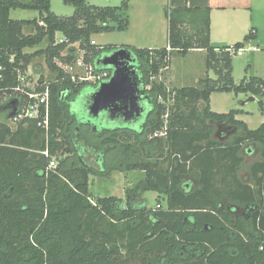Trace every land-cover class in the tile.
Returning a JSON list of instances; mask_svg holds the SVG:
<instances>
[{"label":"trees","instance_id":"trees-1","mask_svg":"<svg viewBox=\"0 0 264 264\" xmlns=\"http://www.w3.org/2000/svg\"><path fill=\"white\" fill-rule=\"evenodd\" d=\"M64 1L75 8L70 16L53 12L51 0H0V62L6 66L0 99L17 93L16 68L24 72L35 57L45 56L55 75L48 81V142L36 119H24L16 128L0 124V264H264V121L252 129L236 118L242 110L217 112L210 105L217 91L250 93L257 96L264 114V79L245 75L237 84L236 54L229 50L255 39L256 28L234 45L215 47L210 41L211 6L182 5L167 10V46H100L92 43L93 34L127 30L129 0L107 6ZM18 8L35 10L39 16L14 19L11 10ZM26 27L31 31L26 32ZM58 32L64 35L60 43L55 38ZM44 40L46 47L25 51ZM76 42L95 70L108 68L98 63L101 57L126 48L135 58L143 85H151L148 118L135 125L119 118L107 129L92 118L96 128L92 130L107 131L103 143L119 146L124 168L110 166V173L145 170L142 189L163 194L166 208L149 207L145 200L132 198V190L127 191L124 205L115 196H92L90 175L98 164L92 160L98 152L76 145L64 128V97L69 91L76 96L69 108L72 115L81 125L89 118L85 82H73L58 64L73 58L63 52ZM193 49L206 50V66L214 70L215 78L207 74L198 86L173 90L153 80L173 51L186 55ZM217 123L236 126L238 134L227 142L215 138ZM164 128L165 136H154ZM151 136L160 154L170 156L169 168L159 161L132 162V155L143 150L136 142L142 144ZM251 143L261 146V158L250 166L251 182H247L240 176L245 162L242 151ZM47 148L48 156L43 153ZM65 154L68 158H60L56 168H48L52 157ZM74 154L80 163L67 170L65 163ZM193 172L198 175L196 184L184 179ZM140 190H135L138 197Z\"/></svg>","mask_w":264,"mask_h":264},{"label":"rangeland","instance_id":"rangeland-1","mask_svg":"<svg viewBox=\"0 0 264 264\" xmlns=\"http://www.w3.org/2000/svg\"><path fill=\"white\" fill-rule=\"evenodd\" d=\"M90 4L99 5V6H107V5H120L121 0H88ZM51 9L58 15L61 16H70L74 13L75 8L72 4L65 3L64 0H51ZM165 14V8H164ZM39 14L35 10L29 9H12L11 10V17L14 19H31L38 17ZM26 32L31 31V27L25 29ZM127 31H112V32H103L93 34L92 38L96 41L98 45H121L124 42L122 37H126ZM164 36V34H163ZM56 42L60 43L64 40V35L61 32L56 33ZM48 41L44 40L41 44L33 47L27 48L25 51L27 52H34L38 48H44L47 46ZM165 47V46H160ZM84 50L80 47L78 42L69 44L63 54H70L73 55L72 59H78L83 57ZM170 58L167 61V66H164L160 69V72L155 75L153 78L154 81L163 82L165 86L169 90H173L176 88H181L183 86H198V80L200 78L205 77L207 74L211 77L215 78V72L213 69L208 70L206 66V52H189L186 55L178 51H173ZM263 61H256L254 60V55L251 51H245L243 54H236L233 59V78L237 84L241 82L245 75H255L254 65L259 68L260 70L264 71V53H260ZM71 59V60H72ZM70 60V61H71ZM70 61L67 62H60L58 64H62L61 66L65 69L66 65H68ZM248 65L250 68L247 70ZM60 66V67H61ZM29 75L28 81L35 86L37 82L43 84L47 83L49 80L55 76L51 69L48 67L46 63L45 56H38L35 57L32 62L27 67ZM85 69H76L74 73H78L79 75L85 74ZM80 81V80H79ZM86 84L87 93L91 92V90L95 89L93 84L84 83ZM151 85L148 84L145 91L148 95L149 101L152 104L151 95L148 92L150 90ZM91 89V90H90ZM65 119L66 122L64 124V128L66 133H69L70 136H73V142L77 145L78 143L85 144L87 146L93 147L98 153L94 156L95 161L100 159L101 162L94 165V174L90 175V192L93 197L97 196H115L121 198L123 200V205L127 201V191H131L132 198H140L146 201V204L149 207H158L159 204L163 208L167 207L166 197L163 194H160L155 191L150 190H143V185L146 180V172L143 169L136 168L132 170H118L115 169L110 173V166H121L124 168V161L122 160V155L120 154L119 146L116 144H104V137L107 136V131L102 132H95L94 130L90 129L89 127H84L76 120V117L72 115L71 108L72 102L75 100L76 96L70 95V91L68 94H65ZM252 95H247V93H238L236 94L233 91H224V92H214L212 93V106L213 110L217 112H229L231 109H244L247 114H249V125L250 128L255 129L261 125L264 121V114L262 113L260 104L258 99L256 100H249ZM5 98V97H4ZM0 99V124L5 122L11 125L12 128H16L13 125L11 118L13 117L12 114L17 111L18 105V97L16 95L11 96L9 98ZM246 101V104L243 105L242 103ZM150 115V113H149ZM148 115V116H149ZM148 118V117H147ZM222 124L227 123H217L216 129L214 131L213 136L217 139L218 137V128ZM99 125V124H98ZM100 126V125H99ZM225 129L229 130L228 125H224ZM101 127V126H100ZM163 130H166L164 128ZM231 130V129H230ZM238 134V129L234 133L227 138L224 137V140L230 141L232 138ZM155 136V135H154ZM165 136V135H159ZM46 137V134H45ZM151 137H148L146 140L147 142H136L137 146L143 148V150L137 154L132 155V162H136L138 160H145L151 162L159 161L162 163L164 169L169 168L171 158L167 154L161 155L158 151V143L152 142ZM227 138V139H225ZM222 140V139H221ZM155 141V140H153ZM132 142H135L133 140ZM253 145V151L248 153L246 151H242L243 156L245 157V162L241 168L240 176L244 181L251 182V175H250V166L253 162L260 159V151L257 150L254 146L256 143H251ZM143 145V146H142ZM259 145V144H258ZM258 145L257 149H258ZM247 146V144H246ZM260 150V149H259ZM152 154V156H149ZM68 158V155H60L56 158V163H59L60 158ZM100 157V158H99ZM75 162H79L77 156L74 154L72 158L68 159L65 163V167L67 170H70ZM58 166V164H57ZM198 175L196 172H193L191 175H186L184 177L185 181H191L194 184L197 182ZM141 189V194L138 197L136 195L135 190ZM239 210L242 211L241 208Z\"/></svg>","mask_w":264,"mask_h":264},{"label":"crops","instance_id":"crops-1","mask_svg":"<svg viewBox=\"0 0 264 264\" xmlns=\"http://www.w3.org/2000/svg\"><path fill=\"white\" fill-rule=\"evenodd\" d=\"M205 4L211 6L210 41L213 46L234 45L236 42L242 41L252 28H256L257 37L248 41L245 47L246 51L253 53L254 60L263 61L260 58V53H264V0H129L127 15L130 24L126 30L127 36L122 37L125 43L121 45L126 44L151 49L167 46L169 30L167 10L170 7L174 8L182 5L205 6ZM164 8L165 14L163 12ZM189 52H206V50L193 49ZM256 66L254 65L253 73L264 79V71ZM247 95L252 94L247 93ZM252 97L249 100L258 99L255 95H252ZM242 104L245 105L246 101ZM210 105L213 110L212 95ZM240 110L242 111L236 115V118L246 122L250 127L248 121L250 115L244 109L240 108ZM224 125H228L226 127L231 130H223L225 129ZM218 129V137L220 140L225 141L224 137L228 138L238 128L227 123L222 124ZM256 145L254 144L256 152L257 150L261 151V146L258 145L257 149ZM247 146L244 151L251 153L254 149L253 145H251V148H247Z\"/></svg>","mask_w":264,"mask_h":264},{"label":"built area","instance_id":"built-area-1","mask_svg":"<svg viewBox=\"0 0 264 264\" xmlns=\"http://www.w3.org/2000/svg\"><path fill=\"white\" fill-rule=\"evenodd\" d=\"M40 24H44L43 21ZM93 44H97L95 40L92 39ZM170 49V47H168ZM230 52L233 54H243L246 51V47L240 48H229ZM14 60V56H11L10 61ZM69 64L66 65L65 71L70 76L73 82H86L93 84L94 87H99L102 82L108 81L112 75V69H101L95 70V67L92 63H87L85 61L84 53L82 58L72 59ZM62 64H60L61 66ZM62 67V66H61ZM63 68V67H62ZM76 69H85V74L79 75L78 73H74ZM64 69V68H63ZM5 70L6 66L0 62V82L5 79ZM18 79L20 81V85L16 87L15 91L17 93L6 96L5 98H9L11 96L16 95L18 97V108L15 115L11 118L13 125L17 126L19 122L24 119H36L38 121V125L45 130L46 140L49 141V115H50V87L48 82L45 84H41L37 82L35 86H33L29 81L27 75L28 70L26 69L22 72L20 67L16 68ZM80 80V81H79ZM46 85L44 90L39 91L38 86ZM4 98V99H5ZM11 126V125H10ZM166 130H160L154 133L155 136L165 135ZM45 155H49L48 148L43 151ZM56 158L52 157L49 163L48 168H56L57 167ZM159 207V205H158Z\"/></svg>","mask_w":264,"mask_h":264},{"label":"water","instance_id":"water-1","mask_svg":"<svg viewBox=\"0 0 264 264\" xmlns=\"http://www.w3.org/2000/svg\"><path fill=\"white\" fill-rule=\"evenodd\" d=\"M113 70L112 77L87 94L85 107L88 114L98 117L108 110L120 113L126 119L144 113V85L132 64L135 58L126 48H119L98 60ZM254 99V97H252ZM16 112L12 114L15 115ZM140 119V117H139Z\"/></svg>","mask_w":264,"mask_h":264},{"label":"flooded vegetation","instance_id":"flooded-vegetation-1","mask_svg":"<svg viewBox=\"0 0 264 264\" xmlns=\"http://www.w3.org/2000/svg\"><path fill=\"white\" fill-rule=\"evenodd\" d=\"M135 64H132V66L134 67ZM109 69V68H107ZM145 88L142 90L143 93H144V113L141 115V116H132L131 118L129 119H126L124 116H122V114L120 113H113L111 111H107V112H102L98 117H91L90 115H88L89 118H87V120L83 121L82 124H84L83 126H87L89 127L90 129H96L94 126L95 124L93 123L92 118H98L99 122L101 121V125H102V129H107L108 126L110 125V122H112V120H115L116 122V119H123L124 121L128 122V123H131L133 125H135V123H137L136 121H138L139 117L142 119V118H146L149 113H150V110H151V103L149 101V98H148V95L146 94V91H145ZM86 104V103H85ZM85 110L87 111L86 107H85ZM88 112V111H87ZM100 158V157H99ZM92 161H95V159L93 158ZM95 162H101L100 159H98L97 161Z\"/></svg>","mask_w":264,"mask_h":264},{"label":"bare ground","instance_id":"bare-ground-1","mask_svg":"<svg viewBox=\"0 0 264 264\" xmlns=\"http://www.w3.org/2000/svg\"><path fill=\"white\" fill-rule=\"evenodd\" d=\"M97 88H98V87H97ZM97 88H96V89H97Z\"/></svg>","mask_w":264,"mask_h":264}]
</instances>
